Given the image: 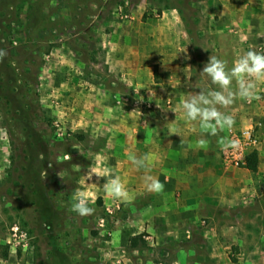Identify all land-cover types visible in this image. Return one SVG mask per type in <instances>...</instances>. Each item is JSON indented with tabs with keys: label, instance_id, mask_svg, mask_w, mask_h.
<instances>
[{
	"label": "rangeland",
	"instance_id": "obj_1",
	"mask_svg": "<svg viewBox=\"0 0 264 264\" xmlns=\"http://www.w3.org/2000/svg\"><path fill=\"white\" fill-rule=\"evenodd\" d=\"M200 1L0 0V264H223L211 256L212 238L236 259L228 264L240 254V264H264V196L232 215L234 234L197 229L167 247L144 236L133 248L123 234L139 233L143 216L125 215L133 207L103 188L112 176L121 180V104L133 99L107 63L115 30L137 14L151 21L178 8L193 79L212 84L200 72L223 48L210 28L219 17ZM77 187L94 201L93 215L71 211Z\"/></svg>",
	"mask_w": 264,
	"mask_h": 264
},
{
	"label": "crops",
	"instance_id": "obj_2",
	"mask_svg": "<svg viewBox=\"0 0 264 264\" xmlns=\"http://www.w3.org/2000/svg\"><path fill=\"white\" fill-rule=\"evenodd\" d=\"M200 3L207 16L219 17L210 28L215 42L223 47L218 58L226 60L229 68L244 52L264 45V0ZM132 18L115 30L114 58L107 61L111 72L123 77L133 98L129 108L121 104V181L130 193L129 201L121 204L133 207L125 215H142L143 225L139 233L130 236L125 230L123 235L144 234L147 244L167 247L188 240L197 229L204 230L205 237H217L225 227L234 234L229 224L232 215L255 197L264 196V85L259 86V101L237 99L230 109H222L234 116L235 126L260 124L257 171L227 167L217 137H205L210 141L207 151L189 147L200 137V130L197 126L193 131L185 123L178 107L181 98L218 87L195 83L192 63L182 46L189 34L178 8L163 11L157 20L143 21V14ZM146 154L151 157L147 167L138 168L131 157ZM146 175L157 178L164 191L149 192ZM211 240L217 245L209 247L211 256L228 264V252L218 245L221 239ZM237 257V264L242 263L243 255Z\"/></svg>",
	"mask_w": 264,
	"mask_h": 264
},
{
	"label": "clouds",
	"instance_id": "obj_3",
	"mask_svg": "<svg viewBox=\"0 0 264 264\" xmlns=\"http://www.w3.org/2000/svg\"><path fill=\"white\" fill-rule=\"evenodd\" d=\"M6 55L7 52L0 49V62ZM200 74L210 78L211 83L216 85L218 90L190 92L187 97L181 98L178 107L183 113L185 123L191 126L193 131L197 126L200 130V137L194 143H189V147L207 151L210 141L205 137L212 136L217 137V144L221 151H236L240 147L239 141L230 135H221V133L232 132L235 118L222 109H230L237 99L248 103L261 99L258 93L259 86L264 85V52L248 50L234 61L231 68L228 67L226 60L211 55ZM183 142L182 139L181 143ZM131 159L138 168H146V162L151 157L146 154L140 158L131 157ZM92 174L94 172L90 168L88 179H91ZM144 181L149 192L159 194L164 191V185L157 178L146 175ZM103 188L110 197L124 202H128L130 199V193L118 175L107 179ZM72 199L74 203L71 211L82 217L94 214L95 209L90 206L94 201H90L87 193L79 187L73 191Z\"/></svg>",
	"mask_w": 264,
	"mask_h": 264
},
{
	"label": "built area",
	"instance_id": "obj_4",
	"mask_svg": "<svg viewBox=\"0 0 264 264\" xmlns=\"http://www.w3.org/2000/svg\"><path fill=\"white\" fill-rule=\"evenodd\" d=\"M260 124L248 123L234 126L231 133L232 138L239 141L240 147L236 151L229 150L221 152V159L225 166L238 169L247 168V160L250 154L257 151L261 145L260 134L257 130Z\"/></svg>",
	"mask_w": 264,
	"mask_h": 264
},
{
	"label": "trees",
	"instance_id": "obj_5",
	"mask_svg": "<svg viewBox=\"0 0 264 264\" xmlns=\"http://www.w3.org/2000/svg\"><path fill=\"white\" fill-rule=\"evenodd\" d=\"M42 116L44 117V119H47V115L45 113H42ZM257 166H258V153L257 151L253 152L252 154L249 155L248 157V160H247V168L251 171H257ZM144 234H140V235H136L134 237H132L131 239V247L133 248H136L139 243H144L145 241L143 240L144 238ZM69 247V246H68ZM66 248V250H70L69 248ZM54 250L50 251L49 252V255H48V258H50V256L52 257V255L54 254L53 252ZM70 254H72L70 251H69ZM233 262H236V259L232 258L231 259ZM71 262H79L78 259H77V256L73 255L72 254V257L70 259ZM79 264V263H78Z\"/></svg>",
	"mask_w": 264,
	"mask_h": 264
}]
</instances>
